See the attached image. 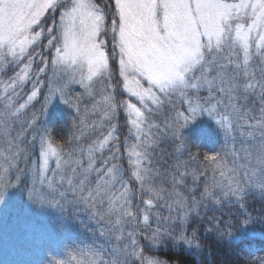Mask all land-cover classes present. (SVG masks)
Here are the masks:
<instances>
[{"label": "snow or ice", "instance_id": "snow-or-ice-1", "mask_svg": "<svg viewBox=\"0 0 264 264\" xmlns=\"http://www.w3.org/2000/svg\"><path fill=\"white\" fill-rule=\"evenodd\" d=\"M202 117L213 151L185 135ZM11 193L87 217L48 264H165V246L264 264L241 245L264 222V0H0V207Z\"/></svg>", "mask_w": 264, "mask_h": 264}, {"label": "trees", "instance_id": "trees-1", "mask_svg": "<svg viewBox=\"0 0 264 264\" xmlns=\"http://www.w3.org/2000/svg\"><path fill=\"white\" fill-rule=\"evenodd\" d=\"M76 90L83 91L79 88ZM71 115V109L63 105L58 98L54 100L48 112L47 124L54 132H58L59 142H62L60 136L69 134L68 117ZM121 125L126 135L123 114ZM185 135L191 145L204 151H213L222 143L221 133L214 121L208 117L198 119L185 130ZM258 199L257 192L256 200L250 199L249 204L258 209ZM77 215L78 220L74 221L70 218L71 209L69 218H65L64 214L54 209L37 208L29 205L21 196L11 193L4 206L0 207V264H48L50 258L68 259L65 254L66 247L83 246L89 239L78 222L83 220L87 223V217L83 213ZM253 218L255 222L249 224L248 229L241 233V245L245 248L251 246L258 257L264 255V222L255 212ZM152 226L155 227V224ZM211 239L209 237V240ZM153 251L158 259L166 261L167 264H189V261L201 264V260L207 258L171 246ZM217 256L222 254L217 253Z\"/></svg>", "mask_w": 264, "mask_h": 264}, {"label": "clouds", "instance_id": "clouds-1", "mask_svg": "<svg viewBox=\"0 0 264 264\" xmlns=\"http://www.w3.org/2000/svg\"><path fill=\"white\" fill-rule=\"evenodd\" d=\"M64 105V104H63ZM66 106V105H65ZM67 107V106H66ZM72 116H73V113H72V115L71 116H69L68 117V120H69V125H68V127H70L71 126V120H72ZM193 123H195V122H193ZM61 127H63V125L61 126ZM197 150H199V148L197 149ZM165 264H167V262L165 261Z\"/></svg>", "mask_w": 264, "mask_h": 264}]
</instances>
